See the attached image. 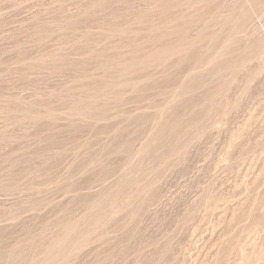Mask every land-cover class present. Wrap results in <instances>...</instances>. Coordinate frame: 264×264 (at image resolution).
<instances>
[{"label":"rangeland","instance_id":"rangeland-1","mask_svg":"<svg viewBox=\"0 0 264 264\" xmlns=\"http://www.w3.org/2000/svg\"><path fill=\"white\" fill-rule=\"evenodd\" d=\"M0 264H264V0H0Z\"/></svg>","mask_w":264,"mask_h":264}]
</instances>
